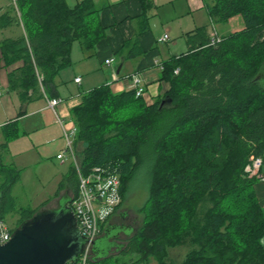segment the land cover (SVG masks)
Listing matches in <instances>:
<instances>
[{
    "label": "trees",
    "instance_id": "trees-1",
    "mask_svg": "<svg viewBox=\"0 0 264 264\" xmlns=\"http://www.w3.org/2000/svg\"><path fill=\"white\" fill-rule=\"evenodd\" d=\"M140 3L136 38L119 53L128 50L126 58L144 53L139 37L150 31L154 1ZM18 8L23 31L0 42V70L12 68L9 90L25 107L38 98H56V78L71 67L74 43L90 51L108 28L93 0L75 6L66 0H18ZM206 10L212 25L241 16L244 28L217 44L207 26L188 33V51L163 63L162 79L171 86L165 95L146 105L134 91L114 94L101 85L84 93L71 112L78 130L75 147L83 146L77 152L81 173L104 168L121 178L122 202L114 214L139 169L151 163L141 226L115 243L117 256L99 257L94 245L89 264H151L152 258L156 264H264L259 180L245 171L252 158L264 160V84L258 79L264 63V0H212ZM14 26L22 28L9 6L0 15V27ZM2 132L6 149L19 136L17 121ZM20 180L21 171L6 164L0 152V219L17 216L12 232L40 211L19 206L13 191ZM78 186V171L71 166L56 196L71 190V207ZM187 244L192 249L182 263L168 261L170 248Z\"/></svg>",
    "mask_w": 264,
    "mask_h": 264
},
{
    "label": "crops",
    "instance_id": "crops-1",
    "mask_svg": "<svg viewBox=\"0 0 264 264\" xmlns=\"http://www.w3.org/2000/svg\"><path fill=\"white\" fill-rule=\"evenodd\" d=\"M76 1L78 3L81 0ZM93 1L97 7L103 9L100 13V18L102 24L108 28L107 36L90 51L81 47L80 51H77L80 55H78V58L76 56L77 64L73 67V70L66 73H63V71L56 78V83L58 84V96L56 98L63 100L56 108V113L65 120L70 119L72 110L82 103L84 93L101 85H109L114 94L131 92L135 89L133 77H138L142 85L146 88L147 94L143 98L145 104H153L159 97L165 95L171 87L167 80L162 79L163 63L170 60L172 57L188 51L186 35L197 29L191 30L189 26L187 27L186 23H181V21H179L180 23L178 25L176 21L173 20L166 21V25L161 21L160 23L162 24L159 28H155V24L152 28L150 25V31L139 37L140 50H143L144 53L133 58H126L128 50L125 51L124 54L121 53V55H119V53L122 51L124 43L127 40L136 38L139 28L138 17L142 11L140 0ZM174 1L175 0H167L166 2L174 5ZM202 1L204 3L202 8H206V3L209 2L206 0ZM9 6L8 4L7 7ZM7 7L3 8L2 12H5ZM156 7L155 5L154 9ZM179 9L180 7H175L173 10L174 16L182 17L191 12L190 6L186 14ZM236 17L229 21L236 19ZM14 28L15 30L22 29L20 32L23 31V27L18 28L14 26L6 29L0 27V29L4 31ZM208 30L210 33L211 29L208 28ZM164 33L169 34L170 41L167 43H160L159 38ZM75 55L76 48L73 45V59ZM112 58L114 62L111 65H106L105 61ZM4 69L7 71V75L9 71L12 70V68ZM4 69H1L0 72ZM77 78L81 79L79 83L76 82ZM0 100V132H2V127L9 122L17 121L19 127V136L11 140L12 142L8 144L6 149L0 151L3 161L19 169L23 164V162L21 164L19 163L20 160L27 155H32V159H35V154H39L42 158L40 150L45 154L57 151L55 153L57 158V155L64 147L62 128L57 122L53 110L47 107L46 98H38L26 104V112L22 117H19V110L24 106H22L19 94L9 90V82L8 90L0 96ZM3 136L4 134L2 132V137ZM29 137L35 138L30 139ZM1 140L0 138V142ZM82 149L83 146L79 144L77 146V152H81ZM66 163H61V165H65ZM70 164L73 166L71 162ZM65 175L67 174L62 175L61 181ZM61 181L59 182V186ZM255 189L264 210V181H258ZM63 191L67 192L65 197H68V199L71 198L70 195H68V192L70 193L69 189ZM63 191L57 196L58 201ZM54 209L53 207L50 210ZM262 246L264 249V237L262 239ZM111 248L103 245H96V255L104 257L106 253H109ZM151 264H156V262Z\"/></svg>",
    "mask_w": 264,
    "mask_h": 264
},
{
    "label": "rangeland",
    "instance_id": "rangeland-1",
    "mask_svg": "<svg viewBox=\"0 0 264 264\" xmlns=\"http://www.w3.org/2000/svg\"><path fill=\"white\" fill-rule=\"evenodd\" d=\"M9 1L10 0H0V15L4 13L2 12V9L7 7L8 4L11 7ZM66 1L70 6H75L77 4L76 0ZM166 1L167 0H154L157 7L150 12L151 28L154 24L155 28H159L162 23L166 25V21L173 20L176 21V24L178 25L180 23L179 21H181V23H186L187 27L189 26L191 30L203 26H207L209 29H212L213 25L209 19L208 12L206 8H202L204 6L202 0H175V6L171 3H167ZM206 1L209 3L212 2V0ZM189 6L191 8V12L190 14H186ZM175 7H180L179 10L186 15L182 17L174 16L173 10L175 9ZM236 19L215 26L220 37L243 28V18L241 16H237ZM161 21L162 23H160ZM21 30H15L14 28L4 31L0 29V42L7 38H13L16 36L18 37L21 34ZM74 46L76 48V55L73 59L71 54L72 65L71 67L63 70V73L72 71L73 67H75V65L77 64L76 56L78 58V55H80L77 51H80L81 45L76 42L74 43ZM7 76V71L5 69L0 72V89L4 92L8 90ZM141 99L144 101L143 98ZM24 109L26 110V106L24 107ZM0 138L2 139V143L0 142L1 151L4 150L1 148V145L6 141L4 136L2 137V132H0ZM29 138L34 139L35 137ZM11 142L12 141H10L9 143ZM56 152L57 151H53L52 153L45 154L40 150V153H42V158L41 156H39V154H35V159H32V155H27L25 156V158L21 159L22 161L20 160V164L23 162L22 166L19 167V170L21 171V180L16 185L13 191V194L16 197L20 207L31 208L34 210L40 209V211L50 210L53 207L55 208L54 211L60 209L61 205L63 204L64 197L65 195H67V192L63 191L60 194L59 201L57 200L56 193L58 192L59 182L61 181L62 175L69 172L71 164L70 162H67L65 165H61V163L56 158ZM77 157L78 163L80 165L81 157ZM150 166V161H147L139 169L136 176L129 185L125 203L121 208H119L117 213L113 215V217L105 226L106 231L101 235L103 237L100 238L99 241L103 246H107L110 248L112 247L108 255L112 254V256H117L120 240L126 238V236L130 234L132 228L137 230L142 224L143 217L140 210L145 207L149 198ZM73 194L74 193L71 190L70 193L68 192V195H70V197H73ZM47 201H50V203L43 209L42 205ZM16 219L17 216H15L14 214H10L6 216L5 221L11 228H13ZM191 249L192 247L189 244L176 248H170L168 261L173 263H182L186 254ZM155 262L156 260L152 258L151 263Z\"/></svg>",
    "mask_w": 264,
    "mask_h": 264
},
{
    "label": "built area",
    "instance_id": "built-area-1",
    "mask_svg": "<svg viewBox=\"0 0 264 264\" xmlns=\"http://www.w3.org/2000/svg\"><path fill=\"white\" fill-rule=\"evenodd\" d=\"M11 6L14 8L18 20L22 24L21 13L18 8V0H10ZM216 25L213 24L210 36L212 44L221 41ZM170 41L168 33H164L160 38V43ZM114 59L105 61L106 65H111ZM163 69V67H162ZM179 69L175 70L177 74ZM80 78L76 79L79 83ZM134 92L137 98L146 96V88L142 85L138 77H133ZM0 89V96L3 95ZM47 107L52 109L56 115V120L62 128V137L64 147L57 155V159L61 163L71 162L78 171L79 186L78 193L72 200V210L76 216L79 230L85 237L83 253L79 256L75 263L69 264H89L92 258L95 242L101 235V227L116 212L118 206L122 202L121 195V178L117 174H110L104 168H94L87 174L81 173L78 163V154L75 147V141L78 134L77 127L72 118L65 120L56 113V108L63 102L60 98H46ZM245 171L251 176H256L259 181H264V160L263 158H252L251 163L246 167ZM12 228L6 221L0 219V245H4L12 238Z\"/></svg>",
    "mask_w": 264,
    "mask_h": 264
},
{
    "label": "water",
    "instance_id": "water-1",
    "mask_svg": "<svg viewBox=\"0 0 264 264\" xmlns=\"http://www.w3.org/2000/svg\"><path fill=\"white\" fill-rule=\"evenodd\" d=\"M258 79L264 84V63ZM85 242L72 208L63 203L59 210L37 212L14 229L11 240L0 245V264L75 263Z\"/></svg>",
    "mask_w": 264,
    "mask_h": 264
},
{
    "label": "flooded vegetation",
    "instance_id": "flooded-vegetation-1",
    "mask_svg": "<svg viewBox=\"0 0 264 264\" xmlns=\"http://www.w3.org/2000/svg\"><path fill=\"white\" fill-rule=\"evenodd\" d=\"M63 203H66V205L70 206V205H69V204H70V200L68 199V197H65V198H64ZM98 239H99V238H98ZM98 239H97V240H98Z\"/></svg>",
    "mask_w": 264,
    "mask_h": 264
}]
</instances>
